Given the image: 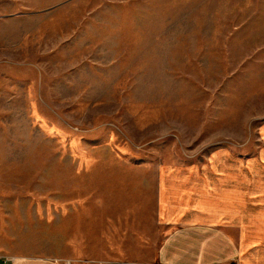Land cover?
<instances>
[{
  "label": "rangeland",
  "instance_id": "rangeland-1",
  "mask_svg": "<svg viewBox=\"0 0 264 264\" xmlns=\"http://www.w3.org/2000/svg\"><path fill=\"white\" fill-rule=\"evenodd\" d=\"M218 154L264 241V0H0L3 248L152 264L159 169Z\"/></svg>",
  "mask_w": 264,
  "mask_h": 264
},
{
  "label": "crops",
  "instance_id": "crops-1",
  "mask_svg": "<svg viewBox=\"0 0 264 264\" xmlns=\"http://www.w3.org/2000/svg\"><path fill=\"white\" fill-rule=\"evenodd\" d=\"M217 156L203 173L159 169L155 216L165 235L152 264H264V241L254 238L255 219L241 222L238 200L225 194L216 179L214 170L219 169L223 155ZM1 244L0 197V264H65L44 255L15 256Z\"/></svg>",
  "mask_w": 264,
  "mask_h": 264
}]
</instances>
